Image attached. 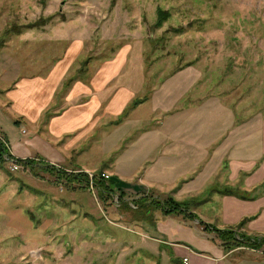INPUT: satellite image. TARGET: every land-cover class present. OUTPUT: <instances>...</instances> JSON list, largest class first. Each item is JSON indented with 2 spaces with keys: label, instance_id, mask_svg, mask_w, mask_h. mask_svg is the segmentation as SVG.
Here are the masks:
<instances>
[{
  "label": "rangeland",
  "instance_id": "374dc122",
  "mask_svg": "<svg viewBox=\"0 0 264 264\" xmlns=\"http://www.w3.org/2000/svg\"><path fill=\"white\" fill-rule=\"evenodd\" d=\"M157 10L168 13L160 27L155 25ZM185 67L198 75L187 95L193 104L186 118L195 124V134L201 133L198 125L204 130L214 121L220 128L212 127L211 139H218L230 121L264 118V0H0V75L9 74L14 81L42 78L52 86L38 120L28 126L18 117L13 131L47 144L55 152L46 159L65 175L101 172L126 186V181L140 186L136 168L141 158L133 147L145 142L144 136L138 137L140 130L153 124L147 107L128 108L134 98L120 118L101 117L100 109L91 123L52 136V118L85 104L87 97H69L81 71L92 75L111 69L115 78L110 85L116 90L123 85L122 68H140L144 78L124 79L142 81L134 94L140 100ZM130 118L137 123L132 125ZM10 157L1 156L0 164V264H169L165 252L162 258L147 255L155 253L154 221H131L135 205L121 212L117 192L102 203L95 190L67 183L65 175L58 179L40 168L30 171L19 165L12 171ZM230 158H222L218 176L210 181L218 188L252 190L243 185L248 172H238L230 182ZM260 163L261 158L254 167ZM210 187L181 200L199 219L205 208L192 204L208 196ZM124 193L125 200H133ZM212 208L214 212L217 205ZM149 214L151 220L163 216L158 210ZM246 225L242 231L248 234Z\"/></svg>",
  "mask_w": 264,
  "mask_h": 264
},
{
  "label": "crops",
  "instance_id": "0c3cea01",
  "mask_svg": "<svg viewBox=\"0 0 264 264\" xmlns=\"http://www.w3.org/2000/svg\"><path fill=\"white\" fill-rule=\"evenodd\" d=\"M122 72L123 85L115 90L110 85L115 78L111 69L102 68L92 75H83L81 71L73 81L69 97H87L85 104L67 109L52 118L48 122L49 133L57 136L85 126L87 120L91 123L95 117L98 119L100 109H103L101 117H119L134 98L138 99L134 94L139 92V87H143L142 81L138 84L136 81L124 80L125 77L145 76L140 68H122ZM6 75L9 74L0 75V135L6 141L10 155L19 160L35 159L32 156L36 155L51 164L46 158L53 157L52 152L55 151L50 150L47 144L44 145L34 137H21L18 132L13 131L18 128V120L15 121L18 117L21 119L20 123L28 126L38 120L44 101L51 92V84L46 79L43 81L44 79L35 77L14 81L15 77ZM197 78L193 69L182 68L161 80L156 88L143 96L145 101L134 107L128 106L133 111L147 107L153 124H147L139 132V139L144 136L145 142L141 140L135 147L131 145L133 149L138 147L141 158L136 168L140 174L137 178L140 186L126 181L128 186H124V191L132 194V199L151 197L164 200L171 196L176 201H181L182 198L192 199L206 187L212 186L208 190V196L199 197L200 200L192 204L205 208L203 217L200 218L202 222L222 229L238 223L243 217L255 215L246 225L247 233L264 235V195L252 201L219 196L215 193L217 185L210 181L218 176L215 174L219 171V164L224 156L232 157L228 164L230 182L238 172L249 173L243 181L246 189L254 188L263 181L264 118L256 115L246 123L230 121L227 126L221 127L222 135L218 139L217 136L211 139L215 135L210 134L212 127L216 126L217 131L220 128V124L217 125L214 121L211 126L204 125V130L198 125L197 131L201 133L195 134V124L186 117L192 111L193 104L189 101L191 96L188 98L187 95L197 84ZM179 105L181 110L174 112ZM165 114L169 115L162 119L160 116ZM132 120V125H135L137 120L130 118L128 121ZM92 129L90 125L89 130ZM259 158L261 163L254 168V163ZM61 162H64L63 157ZM135 194L137 195L134 196ZM216 205L217 210L212 212V207ZM152 221L153 233L157 235L151 239L155 244V253L148 252L147 255L159 254L162 258L165 252L166 262L169 264V253L177 261L176 264H182L183 258L186 259V264H264V245L257 250L239 247L224 252L217 238L212 233L203 231L196 221L173 216L155 217Z\"/></svg>",
  "mask_w": 264,
  "mask_h": 264
},
{
  "label": "trees",
  "instance_id": "16d2710c",
  "mask_svg": "<svg viewBox=\"0 0 264 264\" xmlns=\"http://www.w3.org/2000/svg\"><path fill=\"white\" fill-rule=\"evenodd\" d=\"M157 17L158 20L156 22V27H160L161 23L168 17V13L162 12L157 10ZM146 98H141L140 100H134L131 103V106L134 107L143 101ZM124 113V112H123ZM123 113L119 115V118L122 117ZM6 155L8 158L10 154L8 153V148L4 145L0 144V164L1 156ZM40 159H38L39 161ZM16 165H19L23 168H29L30 171L35 168H40L41 171L47 172L48 174L54 175L56 178L61 179L65 175V171L61 169V171L56 170L54 165L48 164L44 161L38 162L35 159H13ZM255 168V167H254ZM69 175H65V179L67 183H78L77 185H83L79 188H88L90 187L92 190H95V194L100 202H106L114 196V193L117 192V205L121 212L125 213L127 211L126 208L129 205L134 204L135 208L131 211L133 222H144L148 223L151 220V215L149 214L153 210H158L162 212L163 216H175L180 217L183 220L188 221H196L198 226L202 228L203 231L212 233L215 238L221 243L222 250L227 252L234 248L243 247L251 250L260 249L264 245V237H255L246 234L242 231V228L255 218V215L248 216L242 218L238 223L231 226H226L222 229L216 228L212 225L206 224L202 222L199 218H197L189 209V203L187 202H177L173 200L171 197H167L164 200H160L158 198H151V197H143V198H136L131 200L130 202L125 200V193H124V186L121 181H117V178L112 176H106L98 172L96 174H92L88 177V174L84 172H76V173H68ZM259 189V190H258ZM256 190L258 191L256 193ZM226 188V186H222L221 188H216L215 193L219 196H230L234 197L241 201H252L255 198L264 195V179L263 181L257 186L254 187L250 191H240ZM135 194L134 196H136ZM130 208V207H129ZM128 209V208H127ZM129 211V210H128ZM153 224V223H152ZM151 224V226H152ZM169 262L170 264H176L177 261L173 259L171 253H169Z\"/></svg>",
  "mask_w": 264,
  "mask_h": 264
},
{
  "label": "built area",
  "instance_id": "2783aa9c",
  "mask_svg": "<svg viewBox=\"0 0 264 264\" xmlns=\"http://www.w3.org/2000/svg\"><path fill=\"white\" fill-rule=\"evenodd\" d=\"M0 144L4 145L5 147H7V143L5 141V139H3L2 135H0ZM10 160V165H12L11 170L15 171L17 169V166L15 164V162L11 159ZM182 264H186V259H182Z\"/></svg>",
  "mask_w": 264,
  "mask_h": 264
}]
</instances>
